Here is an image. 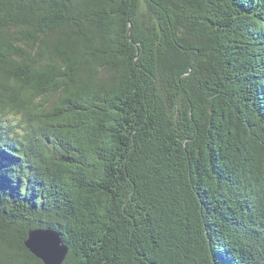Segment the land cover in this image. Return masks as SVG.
<instances>
[{
  "label": "trees",
  "instance_id": "trees-1",
  "mask_svg": "<svg viewBox=\"0 0 264 264\" xmlns=\"http://www.w3.org/2000/svg\"><path fill=\"white\" fill-rule=\"evenodd\" d=\"M264 264V0H0V264Z\"/></svg>",
  "mask_w": 264,
  "mask_h": 264
},
{
  "label": "water",
  "instance_id": "water-1",
  "mask_svg": "<svg viewBox=\"0 0 264 264\" xmlns=\"http://www.w3.org/2000/svg\"><path fill=\"white\" fill-rule=\"evenodd\" d=\"M25 245L44 264H63L68 254L60 233L52 229L30 231Z\"/></svg>",
  "mask_w": 264,
  "mask_h": 264
}]
</instances>
